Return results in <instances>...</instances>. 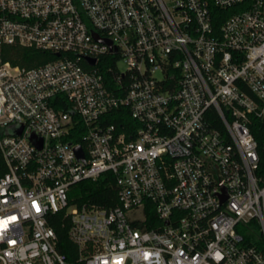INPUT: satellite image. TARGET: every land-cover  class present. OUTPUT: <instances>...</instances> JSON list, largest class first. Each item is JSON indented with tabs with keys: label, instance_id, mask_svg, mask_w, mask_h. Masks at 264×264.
Instances as JSON below:
<instances>
[{
	"label": "built area",
	"instance_id": "obj_1",
	"mask_svg": "<svg viewBox=\"0 0 264 264\" xmlns=\"http://www.w3.org/2000/svg\"><path fill=\"white\" fill-rule=\"evenodd\" d=\"M0 154V264H264V0H0Z\"/></svg>",
	"mask_w": 264,
	"mask_h": 264
},
{
	"label": "trees",
	"instance_id": "obj_2",
	"mask_svg": "<svg viewBox=\"0 0 264 264\" xmlns=\"http://www.w3.org/2000/svg\"><path fill=\"white\" fill-rule=\"evenodd\" d=\"M50 58H52L50 54L25 48L16 49L12 56L7 57L11 63L26 67L39 65ZM256 138L258 141L260 140V136L257 137L256 135ZM5 171L6 167L0 154V177L5 173ZM113 185V180L109 173L100 176L95 182L88 180L80 181L70 188L69 199L76 205L89 203L104 208H110L116 204V192ZM50 225L56 234L57 250L61 254L65 255L68 262L76 264L78 260L77 248L68 239L67 235L70 227V221L64 218L62 213H58L54 216ZM243 236L249 244L261 243V237L256 231L247 229L243 232Z\"/></svg>",
	"mask_w": 264,
	"mask_h": 264
},
{
	"label": "rangeland",
	"instance_id": "obj_3",
	"mask_svg": "<svg viewBox=\"0 0 264 264\" xmlns=\"http://www.w3.org/2000/svg\"><path fill=\"white\" fill-rule=\"evenodd\" d=\"M119 65V64H118Z\"/></svg>",
	"mask_w": 264,
	"mask_h": 264
},
{
	"label": "water",
	"instance_id": "obj_4",
	"mask_svg": "<svg viewBox=\"0 0 264 264\" xmlns=\"http://www.w3.org/2000/svg\"><path fill=\"white\" fill-rule=\"evenodd\" d=\"M79 150V149H78Z\"/></svg>",
	"mask_w": 264,
	"mask_h": 264
}]
</instances>
